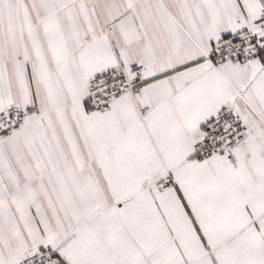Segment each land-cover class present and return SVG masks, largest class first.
<instances>
[{
    "label": "snow or ice",
    "instance_id": "obj_1",
    "mask_svg": "<svg viewBox=\"0 0 264 264\" xmlns=\"http://www.w3.org/2000/svg\"><path fill=\"white\" fill-rule=\"evenodd\" d=\"M0 264H264V0H0Z\"/></svg>",
    "mask_w": 264,
    "mask_h": 264
}]
</instances>
